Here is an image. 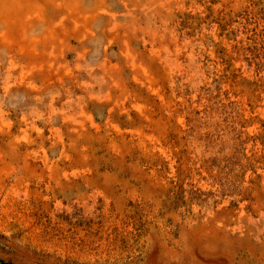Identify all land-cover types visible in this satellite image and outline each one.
Wrapping results in <instances>:
<instances>
[{
  "label": "rangeland",
  "instance_id": "obj_1",
  "mask_svg": "<svg viewBox=\"0 0 264 264\" xmlns=\"http://www.w3.org/2000/svg\"><path fill=\"white\" fill-rule=\"evenodd\" d=\"M0 264H264V0H0Z\"/></svg>",
  "mask_w": 264,
  "mask_h": 264
}]
</instances>
